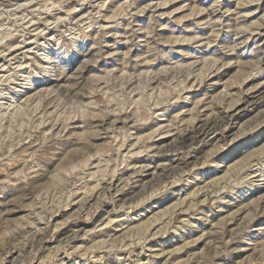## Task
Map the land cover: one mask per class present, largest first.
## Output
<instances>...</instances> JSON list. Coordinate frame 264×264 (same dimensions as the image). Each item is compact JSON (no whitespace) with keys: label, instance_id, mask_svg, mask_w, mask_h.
I'll use <instances>...</instances> for the list:
<instances>
[{"label":"rangeland","instance_id":"rangeland-1","mask_svg":"<svg viewBox=\"0 0 264 264\" xmlns=\"http://www.w3.org/2000/svg\"><path fill=\"white\" fill-rule=\"evenodd\" d=\"M0 264H264V0H0Z\"/></svg>","mask_w":264,"mask_h":264},{"label":"bare ground","instance_id":"bare-ground-1","mask_svg":"<svg viewBox=\"0 0 264 264\" xmlns=\"http://www.w3.org/2000/svg\"><path fill=\"white\" fill-rule=\"evenodd\" d=\"M26 69V68H25ZM32 77V76H31ZM29 79V78H28ZM208 127V126H207ZM212 127V126H211ZM209 128V127H208ZM206 130V129H205ZM209 132V131H208ZM203 135V134H202ZM159 154V153H158ZM183 159V158H182ZM144 168V167H143ZM155 182V181H154ZM159 183V182H158ZM145 222V221H144ZM30 234V233H29Z\"/></svg>","mask_w":264,"mask_h":264}]
</instances>
